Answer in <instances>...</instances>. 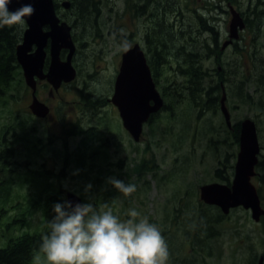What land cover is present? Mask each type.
Segmentation results:
<instances>
[{
	"label": "rangeland",
	"instance_id": "rangeland-1",
	"mask_svg": "<svg viewBox=\"0 0 264 264\" xmlns=\"http://www.w3.org/2000/svg\"><path fill=\"white\" fill-rule=\"evenodd\" d=\"M97 1L101 9L97 17L92 15L90 22L82 19L74 25V33L79 42H84L83 49L87 53L84 58L79 54L81 63L78 77L69 88L61 90L63 100L47 101L51 107L61 102L55 121L47 123L30 116L29 110L24 109L30 103L26 91H20L18 100L11 101L10 106H0V125L7 121L8 124H15L9 115L16 114L22 115L20 122L24 127L29 126L20 134H25V141L20 145L18 154L7 162L8 171L0 170V180L6 181L9 188L6 191L9 199L6 221L22 219L20 211L25 213L24 219L15 221L4 236L2 232L6 229L0 223V247L5 245L7 238L14 239L25 233L46 230L42 210L32 206L40 196L41 186L26 183L44 171L48 177L45 180L52 183V189L60 190L61 198L65 201L66 194L71 192L84 199L83 204L93 205L96 212L111 209L122 222L130 219L138 222L140 218H147L149 223L161 230L168 244V264H257L261 257L264 264V214L261 213L255 220L240 207L231 209L228 214H222L216 208L204 209L203 216L213 219L218 216V219L209 224L210 231L201 236L200 230L204 226L197 225L193 218L195 215L186 210L187 206L200 208L202 203L198 193L202 186L231 183L236 151L234 131L226 127L220 108L215 112L207 109L197 113L185 97L178 101L170 97L169 104L163 97L166 109L160 108L155 120L144 125L136 143L122 128L117 110L105 102V96H111L109 85L121 53L133 42V38H141L143 45L154 40L157 45L154 33L159 30L157 24L160 19L154 20V29L145 40L147 31H144V26L150 24L148 18L151 11L144 8L146 11L134 12V5L141 10L138 0H129V9L124 0ZM250 4L251 0L228 3L244 18H247L244 11L251 10ZM198 6L199 0L195 7ZM223 9L227 12L218 11V20L221 21L215 27L220 34L219 48L226 40L231 18L227 7ZM88 10L93 12L91 7ZM197 10L200 14L201 10ZM182 11L185 19L177 34L189 29L195 33L196 39H202L198 35V27L202 25L195 11ZM250 18L251 24L242 33L237 46L210 56L205 63L208 69L204 77L207 81L218 76V72L221 74L226 82L223 87L225 103L232 125H239L246 118L252 119L257 129L260 154L263 155L264 19L262 24L257 20L258 23L254 24L251 12ZM12 27L17 32L22 31L16 26ZM207 36L210 41L213 40V33ZM164 37L159 36L158 39H161L158 43H162L161 47L170 46L168 30ZM18 71L17 64L13 78L18 77ZM13 86L19 89V83ZM84 86L88 88L87 93L94 96L91 98L89 93L86 117L82 118L84 110H77L76 105L80 104L76 102L81 101L83 94L84 103ZM162 86H167L164 78L157 87L160 92ZM49 88L47 85L44 92L38 93L41 96L39 99L48 100ZM245 94L250 95V100H245ZM98 99H102V107L92 106ZM10 135L11 131L6 139L12 140ZM101 138L108 142L105 150L100 145ZM25 151L31 155L27 157ZM81 152L85 157L83 163L73 159ZM10 170H14L13 173L9 174ZM112 179L134 184L135 192L124 195L113 187L110 183ZM252 183L256 187L261 185L255 177ZM262 196L264 210V185ZM12 205L16 208H10ZM133 210L139 213V217L130 216ZM37 255L41 257L40 264H48L43 252L35 257ZM34 258L30 264H36Z\"/></svg>",
	"mask_w": 264,
	"mask_h": 264
},
{
	"label": "trees",
	"instance_id": "trees-1",
	"mask_svg": "<svg viewBox=\"0 0 264 264\" xmlns=\"http://www.w3.org/2000/svg\"><path fill=\"white\" fill-rule=\"evenodd\" d=\"M124 1L127 3L126 8L129 9V0ZM175 1L179 5L184 3L185 10H196L195 6L197 0ZM199 1L198 9L201 10V12L197 15V18L198 22H201L202 25V27L200 26L201 31L205 34L202 36V39L196 41L194 39V32L189 29L180 31L177 34L178 29L182 25L183 19H185L183 11H171V9H168V12L166 13L167 16L160 23L162 24V28L154 33V39L157 38V45L154 44L153 40L146 46V58L156 86L160 87V81L162 78L167 82V86H162V91L160 92L162 97L166 98V103H170V97H174L176 101L179 99L182 100L185 97L184 99L194 107L197 113H202L207 109L209 112H215L218 110L220 92L222 91V87H225L226 82L222 80L221 74L218 71L216 72H218L219 78L216 76L212 80L206 81L204 75L208 68L205 67V63L210 56H213V54L219 55L221 53L219 48L220 39H217L214 32V28L219 26L218 22L220 21L218 20L220 17L218 16V11L226 10L223 8L227 7L228 3H233L235 0ZM240 4L242 5V3ZM244 6L246 10V2L244 3ZM89 7L94 11H89ZM249 8H251V10H248L247 12L244 11L247 16L244 20L246 27H248L252 21L250 18V12L252 13V17H254V24L258 23L255 20L262 24L264 19V0H251ZM100 11L101 9L98 7L97 0H84V13L81 14L82 17H84V22H90L92 15L96 18ZM171 18H173V20H171ZM167 30L168 37L170 38V46L161 47L162 43H158V40L161 38L158 39V37L161 36L165 38V31ZM18 32L13 27L0 26V106H10L11 101H17L18 93L20 91L22 92V89H20L22 81L20 71L16 74L18 77L16 79L13 78L15 69L17 68L15 48L19 43L22 31ZM211 32H213L212 41L207 38V35ZM233 46H237V44H234ZM14 83H19V89L14 88ZM240 91L242 94L243 89ZM184 94L186 96H184ZM246 98L250 100V95L246 96L245 94V100ZM166 107L167 106H163L164 109H166ZM9 118L15 121V124H8L7 121L0 125L1 171H8L6 170L7 162L18 154L20 145L24 144L25 141V134L24 136L20 134L25 128L29 127H24L22 125L20 122L21 115L10 114ZM155 118L156 115L152 116L150 122L155 120ZM16 130H18V132H16ZM9 131H11L10 136L12 140H9L8 138L6 139ZM27 133L28 132H26V135ZM233 138L236 149L233 155L234 158L238 146L237 131L235 129ZM105 148L106 146L103 147V150H105ZM25 153L27 157L31 155L27 151H25ZM258 157H260V160L255 168V180H258L261 184L257 187V192L263 207L262 185H264V154H259ZM73 159L79 163H83L85 159L84 152L75 155ZM12 171L14 170H10L9 174L13 173ZM47 178V173L41 171L39 175H35V177L33 176L30 182H26L36 185V187L41 186L40 196L38 197L39 200H34L32 206L33 208L36 206L40 207L42 210V216L44 218L43 224L46 230L37 233H25L14 239L7 238L5 245L0 247V264H30L35 255L42 252V237L50 233V224L55 217L53 206L58 203L65 204V200L61 198L60 190L56 191L54 188L52 189V183L45 180ZM8 189L6 181L0 180V223H2L6 229L2 232L3 236L5 231L11 229L12 225L15 224V221L23 220L25 217V213L20 211L22 219L14 218L9 222L6 221V219H8L7 209L9 201L6 191ZM197 207L198 206L191 208L187 206L186 210L192 212V215H195L193 218L197 225L204 226V229L200 230V235L202 236L210 231L208 225L217 220L218 216L213 219L212 217L202 215L204 209L211 210L216 207L203 204L200 205L199 209ZM10 208H16V206L12 205Z\"/></svg>",
	"mask_w": 264,
	"mask_h": 264
},
{
	"label": "water",
	"instance_id": "water-1",
	"mask_svg": "<svg viewBox=\"0 0 264 264\" xmlns=\"http://www.w3.org/2000/svg\"><path fill=\"white\" fill-rule=\"evenodd\" d=\"M24 4H31L35 11L30 17H26L27 29L23 33L22 42L16 47V59L23 70L26 85L32 90L29 108L34 116L44 118L49 114V109L35 96L34 77L46 79L55 90L62 82H72L76 77V70L71 64L74 44L70 27L64 22L59 23L52 0H13L8 6L9 11H15ZM63 6L69 7V3H64ZM230 13L232 18L229 24V38L236 39L238 30H242L245 25L232 7ZM46 26L49 30L44 32L43 28ZM48 40H50L51 62L48 72L44 75L42 73L46 56L44 49ZM230 42L231 40L224 43L223 48ZM33 46L36 49L31 52ZM62 49L69 51L64 62L59 58ZM109 101L117 108L124 129L135 142H138L143 123L162 107V100L156 90L151 70L138 45H134L122 54L113 94ZM221 111L227 126L230 127V116L224 105V97L221 101ZM258 153L255 125L252 121L245 120L240 125L239 152L231 185L213 183L202 186L200 200L205 204L219 207L224 214H228L230 209L243 207L251 211L252 219L257 220L261 213L264 214L256 189L251 183ZM66 198V202L73 207L82 204L81 199L73 193H67ZM258 264H263V257L259 259Z\"/></svg>",
	"mask_w": 264,
	"mask_h": 264
},
{
	"label": "clouds",
	"instance_id": "clouds-1",
	"mask_svg": "<svg viewBox=\"0 0 264 264\" xmlns=\"http://www.w3.org/2000/svg\"><path fill=\"white\" fill-rule=\"evenodd\" d=\"M12 2L0 0V26L23 30L26 17L35 10L31 4H24L9 11ZM110 183L126 196L136 190L134 184L120 180ZM53 211L50 233L42 237L41 244L48 264H168V244L161 230L147 218L122 222L111 209L96 212L91 204L73 207L68 202L55 204ZM130 216L136 218L139 213L133 210ZM34 259L40 264L39 255Z\"/></svg>",
	"mask_w": 264,
	"mask_h": 264
},
{
	"label": "flooded vegetation",
	"instance_id": "flooded-vegetation-1",
	"mask_svg": "<svg viewBox=\"0 0 264 264\" xmlns=\"http://www.w3.org/2000/svg\"><path fill=\"white\" fill-rule=\"evenodd\" d=\"M63 1H65V0H53L55 10H57L56 11L57 15H58V17H60L61 20H63L64 18L70 19L71 21L77 20L78 19V17L76 16L77 10H79L80 15L84 13V0H67L70 3L68 8L63 7V5H62ZM138 1L140 2L139 7L141 8V10H138L136 8V6L134 5V7H132L134 12L146 11V10H144V8L149 9L151 11V14L148 18V21H150L149 22L150 24L144 26V31L145 30L147 31L146 34L144 35L145 40L148 38L149 32H151L154 29L153 24H156V22L154 21V16L156 17V20L160 19V22L157 24L159 26V29H160V28H162V24H160V23L167 16L166 13L168 12V9H171V11L183 10V6L179 5L175 0H138ZM174 6H176L177 8H174ZM69 10H76V11H75V13H73V12H69ZM82 19H84V17H82ZM198 31H199L198 35L200 37V28L199 27H198ZM135 32L137 33L136 30H135ZM131 37H133V36H131ZM194 37H195V33H194ZM194 39L196 41L199 40V38L198 39L194 38ZM132 40H133V42L131 43V45H134L135 43L139 42V44H141L143 46V41L141 38L140 39L133 38ZM149 43H150V41H147V45ZM147 45H145V46H147ZM83 48H84V42H79V41L75 42V53H74V57H73V64H74V67L76 68L77 73L79 71V62H80L78 60L79 54H81L82 58H84V54H85V57H87L86 49L84 50ZM65 54H66L65 51H62L60 57H62V59H64L66 56ZM45 67H47V63H45ZM88 76L89 75H87V77ZM47 85L48 84H46V82L44 80L37 81V98L38 99H39V97H41L40 95L38 96V93L44 92ZM69 87H70L69 85H62L57 92H54L49 88L48 89L49 91L47 92L48 93L47 94L48 100L47 99L42 100V102L44 101V103H47V101H49V100H56V99L63 100L60 92H61V90H65ZM87 91H88V88L86 86H84V103L82 102L83 94L81 97V101L76 102V103L80 104V105H76V109L77 110H84V113L82 114V118L86 117V113H87V109H88V107H86V106L88 105V95L90 92L87 93ZM100 95H102V94H100ZM90 96L92 98L94 95L92 93H90ZM99 96H98V98H99ZM39 100L41 101V99H39ZM107 101H108V98H107ZM60 103L61 102H58V104L55 107L49 106L50 112L52 114V119H45V120H48V122H50V123H53L55 121L56 114L60 113V110H58V108L60 107ZM82 105H84L85 108ZM101 105H102V103H98V102H95L93 104V106H95V107H100ZM28 107H29V105H27V109H28ZM101 144L104 145L103 142Z\"/></svg>",
	"mask_w": 264,
	"mask_h": 264
}]
</instances>
